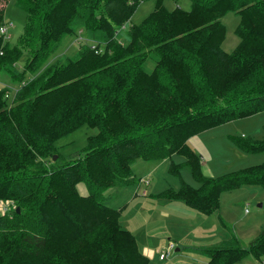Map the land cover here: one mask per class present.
<instances>
[{"label":"trees","instance_id":"obj_1","mask_svg":"<svg viewBox=\"0 0 264 264\" xmlns=\"http://www.w3.org/2000/svg\"><path fill=\"white\" fill-rule=\"evenodd\" d=\"M7 1L0 0V26L8 25ZM141 1L15 0L25 12L22 32L14 44L0 33V68L17 82L11 98L0 87V203L7 207L0 209V264H147L119 222L120 208L103 193L134 182L130 166L139 157L170 158L168 171L180 177L178 188L155 197L205 214L224 190L256 182L264 188V161L207 176L187 143L264 110V0H190L188 9L153 0L150 12L127 26ZM230 10L240 14L239 41L227 52L220 17ZM77 32L85 42L76 55L50 63L54 45ZM83 124L96 130L85 148L51 165L54 142ZM231 139L244 152L264 151V135ZM173 154L184 160L172 161ZM184 165L197 186L181 178ZM204 252L207 264H231L247 252L261 262L264 228L247 247Z\"/></svg>","mask_w":264,"mask_h":264},{"label":"rangeland","instance_id":"obj_2","mask_svg":"<svg viewBox=\"0 0 264 264\" xmlns=\"http://www.w3.org/2000/svg\"><path fill=\"white\" fill-rule=\"evenodd\" d=\"M166 8L171 9L178 5L184 9L190 6V0H163ZM153 0L141 1L130 16L129 24L139 23L152 9ZM25 12L15 4V0H8L5 6L4 19L7 20V41L14 44L22 32ZM240 20V14L227 11L220 21L225 25V35L221 48L227 52L233 50L239 41L235 27ZM82 32L65 35L52 48L50 63L65 61L74 57L84 44ZM26 58L23 53L15 70L20 71ZM152 65L149 62V66ZM0 87L9 88L8 98H11L17 87L9 73L0 68ZM8 104L11 100L8 99ZM264 110L249 116L228 120L220 125L210 127L191 135L187 143L201 155V170L207 176H217L241 167L258 164L264 161V151L244 152L231 139L232 136H245L260 139L264 135ZM95 129L85 124L72 132L61 136L55 142V158L52 164L64 163L69 157L77 156L85 148L86 137L95 133ZM172 161H183L179 154L171 156ZM134 167L139 168L136 175L144 174L147 182L141 183V188L152 193L154 198L134 194V182L122 186H111L103 193L109 196L112 191L113 199L108 197L107 204L114 207H123L119 222L122 227L131 230L138 249L148 257L147 264H207L208 256L205 249L238 245L247 247L264 228V188L258 182L242 183L239 186L224 190L219 195L218 207L209 214L201 213L185 205L186 210H174L172 206H164L168 201L155 194L169 187L178 188L180 177L168 171L166 160H146L141 157L135 159ZM155 169L152 170L151 166ZM141 169V170H140ZM181 178L186 183L197 186L198 181L191 175L188 165L180 169ZM122 187V188H121ZM120 193H118L119 189ZM81 194L87 193L84 182L77 184ZM133 197H136L133 199ZM171 201V200H169ZM1 208L7 207L0 203ZM179 247L178 250H175ZM170 249L169 255L159 259L158 254ZM145 250V251H144ZM231 264H261L252 253L247 252Z\"/></svg>","mask_w":264,"mask_h":264},{"label":"crops","instance_id":"obj_3","mask_svg":"<svg viewBox=\"0 0 264 264\" xmlns=\"http://www.w3.org/2000/svg\"><path fill=\"white\" fill-rule=\"evenodd\" d=\"M201 156V155H200ZM167 158H165V159H163V160H166ZM157 161H160V160H157ZM133 162H135V160L133 161ZM132 162V164H131V171H132V173H133V175H134V178H135V181H134V185H136V187H135V190H134V196L135 195H137V193H139L142 197L143 196H149V197H151V198H154V196H152V193H148L145 189H142L140 186H141V183L143 182V181H140V178H144V174H142V175H136V173L134 172V170L136 171L137 169L139 170V168H135L134 167V163ZM169 162H170V158H168V166H169ZM151 169L152 170H154L155 169V167H154V165H152L151 166ZM141 170V169H140ZM180 182H181V180H180ZM133 183V182H132ZM148 183V182H147ZM131 184V183H130ZM127 185V184H126ZM118 186H122V185H118ZM179 187V186H178ZM122 188V187H121ZM121 188L119 189V191H118V193H120V190H121ZM113 191V190H112ZM112 191H110L109 193H108V195L109 196H106V199L108 200V197H110V201H112V199H113V196H112ZM134 198H136V197H133V199ZM156 198V197H155ZM184 203V202H183ZM183 203H182V201H180V200H171V201H167L166 203H165V205L164 206H172L171 207V209H174V210H177V209H179V210H186V208L187 207H185V205H183ZM124 207V206H123ZM123 207H120V212H121V210H122V208ZM119 208V207H118ZM195 210V209H194ZM203 214V213H202ZM131 231V230H130ZM179 249V247H176V249L175 250H178ZM145 251V250H144Z\"/></svg>","mask_w":264,"mask_h":264},{"label":"built area","instance_id":"obj_4","mask_svg":"<svg viewBox=\"0 0 264 264\" xmlns=\"http://www.w3.org/2000/svg\"><path fill=\"white\" fill-rule=\"evenodd\" d=\"M124 25H121L120 28H123ZM7 28H8V25L6 24H3L0 26V33H2L4 36H7ZM92 47H94V44L91 45ZM5 96H9V93H5ZM140 181H144V182H147V180H145V178H140ZM0 209L1 211H4L5 210V207L1 208L0 206ZM170 253V249H165V250H162L159 254H158V258L159 259H164L166 258ZM261 264H264V257L263 259L261 260Z\"/></svg>","mask_w":264,"mask_h":264},{"label":"water","instance_id":"obj_5","mask_svg":"<svg viewBox=\"0 0 264 264\" xmlns=\"http://www.w3.org/2000/svg\"><path fill=\"white\" fill-rule=\"evenodd\" d=\"M53 159L55 158V154L53 155V157H52ZM17 211H18V208H17Z\"/></svg>","mask_w":264,"mask_h":264}]
</instances>
